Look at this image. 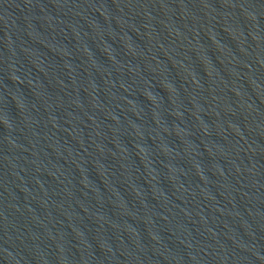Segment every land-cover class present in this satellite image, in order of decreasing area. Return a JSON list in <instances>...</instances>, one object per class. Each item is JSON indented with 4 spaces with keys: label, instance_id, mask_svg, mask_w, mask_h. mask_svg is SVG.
<instances>
[{
    "label": "water",
    "instance_id": "obj_1",
    "mask_svg": "<svg viewBox=\"0 0 264 264\" xmlns=\"http://www.w3.org/2000/svg\"><path fill=\"white\" fill-rule=\"evenodd\" d=\"M0 264H264V0H0Z\"/></svg>",
    "mask_w": 264,
    "mask_h": 264
}]
</instances>
